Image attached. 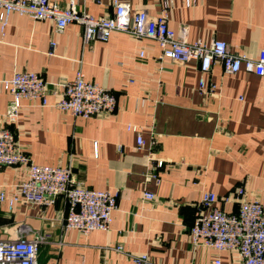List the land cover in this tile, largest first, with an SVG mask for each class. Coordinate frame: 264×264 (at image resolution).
Instances as JSON below:
<instances>
[{"label": "crops", "instance_id": "0c3cea01", "mask_svg": "<svg viewBox=\"0 0 264 264\" xmlns=\"http://www.w3.org/2000/svg\"><path fill=\"white\" fill-rule=\"evenodd\" d=\"M56 1L70 5V0ZM126 1L133 11L156 14L162 8V0ZM77 5L96 16L115 10L111 0H77ZM169 24L185 29L191 42L224 39L236 54L257 58L264 48V0H195L191 5L173 0ZM83 30L71 22L58 32L53 19L11 15L0 38V127L7 125L12 97L2 80L16 70L40 72L52 85L72 80L82 68L88 79L112 88L118 97L112 114L61 111L54 102L62 94L52 91L47 105L24 98L11 125L36 162L71 164L74 178L88 187L118 192L111 226L87 235L75 228L65 231L68 203L60 196L51 205L18 202L12 211L1 204L0 239L44 234L39 264H138L126 252L147 253L152 264H217L216 258L219 264H242L236 250L194 246L189 228L204 191L222 196L244 184L247 198L264 201V74L244 67L226 73L217 61L206 74L217 84L215 91L203 93L196 60L161 61L155 39L124 30L85 42ZM129 123L141 129V148ZM26 175L21 165L0 167V183L8 184V193ZM145 190L155 197L145 198ZM217 204L238 209L235 200ZM118 243L124 251L113 248Z\"/></svg>", "mask_w": 264, "mask_h": 264}, {"label": "built area", "instance_id": "2783aa9c", "mask_svg": "<svg viewBox=\"0 0 264 264\" xmlns=\"http://www.w3.org/2000/svg\"><path fill=\"white\" fill-rule=\"evenodd\" d=\"M111 1L114 13L96 16L80 10L77 0H70L69 6H62L56 0H0V38L5 33L11 15L18 12L34 19H53L58 32L63 31L69 23L78 22L83 25L85 42L97 38L106 40L115 30L155 39L161 49V61L196 60L199 63V89L203 93L215 91L217 84L208 82L206 74L217 61L221 62L226 73H236L244 67L248 71L264 74V48L257 58L236 54L224 39L217 38L210 43L191 42L185 36V29L177 31L171 27L169 11L173 0H162V8L156 14L146 9L133 11L126 0ZM194 3L195 0H188L189 5ZM52 45H56L55 40ZM49 52L54 53V49ZM140 55L143 56L144 51ZM2 81L12 97L5 112L7 125L0 127V167L21 165L27 175L15 184L12 193L7 191L8 184L0 183V205L7 204L12 211L18 202L51 205L64 196L68 203L65 231L75 228L87 235L96 229L108 230L113 211L118 207V192L88 187L84 181L74 178L71 164L36 162L18 142L11 125L18 120L24 98L40 100L42 105H47L50 92H60L62 96L54 102L57 108L76 116L92 117L112 114L117 110L116 92L98 81L88 79L82 68L76 71L72 80L53 82L52 85L40 72L29 69L16 70ZM127 128L137 133V146L141 148L145 139L140 127L129 123ZM163 165V159L156 163L157 167ZM153 176L158 178L159 173L154 172ZM144 196L152 199L155 192L145 190ZM220 200H235L238 209H224L217 204ZM44 238V234L37 233L33 237L19 235L0 239V264H39V245ZM189 239L194 246L203 244L218 251L236 250L242 264H264V201L247 198L244 184L222 196L214 191H204L189 228ZM113 248L125 250L120 243ZM126 253L138 264H152L147 253ZM220 262L219 258L215 259V263Z\"/></svg>", "mask_w": 264, "mask_h": 264}]
</instances>
